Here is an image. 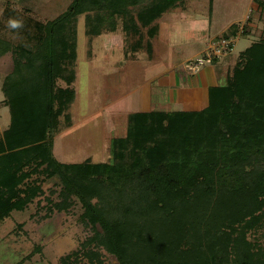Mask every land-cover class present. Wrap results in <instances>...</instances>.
<instances>
[{
  "label": "trees",
  "instance_id": "1",
  "mask_svg": "<svg viewBox=\"0 0 264 264\" xmlns=\"http://www.w3.org/2000/svg\"><path fill=\"white\" fill-rule=\"evenodd\" d=\"M184 1L73 0L19 43L0 36V58L13 57L0 81L11 115L0 133V224L43 193L42 177L57 178L52 209L79 203L92 230L57 264H106L103 250L118 264H264V28L226 82L208 87L206 106L129 114L109 161L54 155L72 122L79 17L91 39L122 30L131 51L151 57L157 21ZM254 2L264 18V0ZM231 25L221 38L237 34Z\"/></svg>",
  "mask_w": 264,
  "mask_h": 264
},
{
  "label": "rangeland",
  "instance_id": "2",
  "mask_svg": "<svg viewBox=\"0 0 264 264\" xmlns=\"http://www.w3.org/2000/svg\"><path fill=\"white\" fill-rule=\"evenodd\" d=\"M72 1L0 0V36L19 43L32 36L36 22L45 23L57 17ZM162 17L159 23L165 19L170 23L171 19L176 20L170 27L173 32L176 23L177 34L173 36L175 41L156 36L151 57L145 48L131 51L122 30L91 39L86 34V15L79 17L74 65L76 98L71 109V124L54 138L53 151L58 160L66 163L85 159L109 161L112 140L126 134L128 116L133 112L195 110L206 106V85L224 84L239 54L259 40L264 28V18L254 0H213L212 3L185 0ZM233 22L239 23V29L229 38L232 47L195 73L204 86L197 87L196 96L177 98L180 74H184L186 81L194 76L186 69L187 62L212 51L215 40L221 39ZM143 31L147 36L146 30ZM176 40L181 43L179 46L175 45ZM12 69V53H7L0 58V81ZM3 99L0 87V133L11 118ZM61 122L65 124L64 117ZM42 179L43 193L23 210H14L0 224V264H57L63 256L79 249L92 233L80 219L83 209L79 203L67 212L52 209L51 202L59 200L60 184L57 178ZM256 236L264 244V227ZM254 238L250 233L249 239ZM103 258L106 264H118L115 256L104 250Z\"/></svg>",
  "mask_w": 264,
  "mask_h": 264
},
{
  "label": "crops",
  "instance_id": "3",
  "mask_svg": "<svg viewBox=\"0 0 264 264\" xmlns=\"http://www.w3.org/2000/svg\"><path fill=\"white\" fill-rule=\"evenodd\" d=\"M215 16V15H214ZM163 18V17H162ZM166 20V21H165ZM164 21L165 22H162V23H159V21H158V26H159V30H158V32H157V37L159 36V37H164V39H166V41H167V39L168 40H172V41H175L174 39H175V37H173L174 35H176L177 34V31H176V23H175V28H174V30H173V32H172V30H171V28L172 27H170V25L172 26L173 24H174V22H176V20H173V19H171L172 21H171V23L170 22H168L167 21V19H165ZM178 21V20H177ZM233 23H235V22H233ZM232 23V24H233ZM157 38L155 37V39L154 40H156ZM161 39V38H160ZM191 41H196V40H191ZM190 41V42H191ZM206 41H207V39L204 41L205 42V44H206ZM154 44H153V48H154V51H155V42H153ZM179 44H181L178 40H176V43H175V45H178L179 46ZM181 49H182V47L179 49V51H181ZM184 52H186V53H188V54H190L189 53V51H184ZM149 60L151 59V58H148ZM176 61V60H175ZM183 61V60H182ZM220 61V60H219ZM176 63H178V62H176ZM180 69H181V67H179ZM185 71V70H184ZM198 75H196V74H194V76H192V77H190L189 78V80L188 81H186L185 80V78H184V74L182 73V74H180V78H179V84H181V87L180 88H178L179 89V94L177 95V98L179 97L180 99H181V97L182 96H186V95H194V96H196L197 94H198V89L200 88L201 89V87L202 86H204L203 84L202 85H200V82H199V80H198V77H197ZM198 81V82H197ZM191 82V83H190ZM198 86H200L199 88H197ZM206 87H207V90H208V87L209 86H207L206 85ZM177 89V90H178ZM207 93H208V91H207ZM179 100V99H178Z\"/></svg>",
  "mask_w": 264,
  "mask_h": 264
},
{
  "label": "built area",
  "instance_id": "4",
  "mask_svg": "<svg viewBox=\"0 0 264 264\" xmlns=\"http://www.w3.org/2000/svg\"><path fill=\"white\" fill-rule=\"evenodd\" d=\"M215 42L216 46H214L212 51H206L205 54L200 57L189 60L186 64V69L192 74L197 73L203 66L212 63L214 58L219 57L218 55L224 52V50L228 51V49H230L229 45L233 43L232 40L227 38H221L215 40Z\"/></svg>",
  "mask_w": 264,
  "mask_h": 264
}]
</instances>
